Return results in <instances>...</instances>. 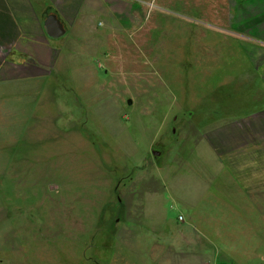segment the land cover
Returning <instances> with one entry per match:
<instances>
[{"label": "rangeland", "instance_id": "obj_1", "mask_svg": "<svg viewBox=\"0 0 264 264\" xmlns=\"http://www.w3.org/2000/svg\"><path fill=\"white\" fill-rule=\"evenodd\" d=\"M61 1L63 37L42 23L36 53L0 43V264H152L155 240H180L162 221L196 186L185 213L208 241L188 248L264 264V195L228 203L224 183L195 173L201 136L178 140L201 112L230 95L244 112L243 92L263 90L264 63L249 56L264 45V0Z\"/></svg>", "mask_w": 264, "mask_h": 264}, {"label": "crops", "instance_id": "obj_2", "mask_svg": "<svg viewBox=\"0 0 264 264\" xmlns=\"http://www.w3.org/2000/svg\"><path fill=\"white\" fill-rule=\"evenodd\" d=\"M75 1L71 3L79 4L82 0L79 3ZM61 2V0H44L41 7L37 0H0V43L7 44L8 50L14 49L30 55L33 52L36 53L32 46L39 42L32 36L38 35L46 16L55 14L54 12L57 11L55 4ZM45 10L49 12L46 16H44ZM56 17L61 22L62 19L70 18L57 15ZM258 38L264 41L263 37ZM13 43L19 44L20 48L12 47ZM253 46L257 49L256 54L259 53L260 56H249L250 63H264V45ZM8 63L15 62L9 61ZM262 84L264 86L263 77ZM239 98H236V95L234 97L230 95L227 100L232 106L233 101ZM241 98L244 101L243 106L249 105L251 109L239 113L235 108L230 109L227 105L221 104L222 107L214 105L211 107V112H201L206 116L203 124H194V132L186 131L178 137V140L192 141L201 136V142L194 147L197 155L202 156L200 159L197 158L195 173L199 171V173L206 174L205 171H209L208 176H210L211 183L219 181L225 184L218 187L219 195L225 193L230 197L228 203L239 206L243 210L247 208L248 203L252 204L253 197L264 195V87L259 92L245 91ZM226 117L229 118L225 119ZM177 162L176 158L171 160L168 169L172 170ZM182 163L192 164L193 162L188 161L186 157ZM205 184H207L206 181ZM204 192L203 187L196 186L195 190L187 193L185 196L187 199L181 201L184 212L178 215L183 217L182 221L177 220L178 216L174 221L167 219L162 221L166 227H171L175 233L179 234L180 240L167 242L168 245L162 247L160 251L156 247L158 240H155L153 242L155 247L152 249V252H155L152 254V264H156L154 261L157 260L163 261L160 264H210L209 259L201 254L200 248H188L190 245H200L208 240L205 241L206 239L198 236L200 231L198 225L193 222L190 214L185 213L191 208L188 203L193 204ZM145 196V205H152L154 193H148ZM138 225H142L141 222H138ZM146 227L156 228V225L146 224ZM187 229L189 232L193 231L194 237L185 236ZM181 246L190 252L177 253L176 248Z\"/></svg>", "mask_w": 264, "mask_h": 264}, {"label": "water", "instance_id": "obj_3", "mask_svg": "<svg viewBox=\"0 0 264 264\" xmlns=\"http://www.w3.org/2000/svg\"><path fill=\"white\" fill-rule=\"evenodd\" d=\"M43 26L45 29V33L49 38L52 39H59L63 37L66 33V29L63 25V23L60 21L59 18L56 17L55 14H49L46 16ZM130 100L127 101L128 104H130ZM152 155L154 157H157L160 155L158 151L152 150Z\"/></svg>", "mask_w": 264, "mask_h": 264}, {"label": "built area", "instance_id": "obj_4", "mask_svg": "<svg viewBox=\"0 0 264 264\" xmlns=\"http://www.w3.org/2000/svg\"><path fill=\"white\" fill-rule=\"evenodd\" d=\"M177 220L178 221H182L183 220V217L182 216H178Z\"/></svg>", "mask_w": 264, "mask_h": 264}, {"label": "bare ground", "instance_id": "obj_5", "mask_svg": "<svg viewBox=\"0 0 264 264\" xmlns=\"http://www.w3.org/2000/svg\"><path fill=\"white\" fill-rule=\"evenodd\" d=\"M128 70V69H127ZM129 75V74H128ZM129 77H131V76H129ZM117 81V80H116Z\"/></svg>", "mask_w": 264, "mask_h": 264}]
</instances>
